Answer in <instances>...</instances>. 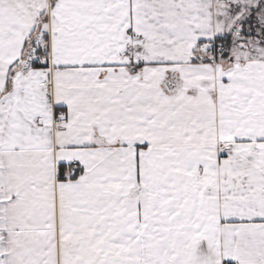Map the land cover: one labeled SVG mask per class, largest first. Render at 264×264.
Wrapping results in <instances>:
<instances>
[{
	"label": "snow or ice",
	"instance_id": "1",
	"mask_svg": "<svg viewBox=\"0 0 264 264\" xmlns=\"http://www.w3.org/2000/svg\"><path fill=\"white\" fill-rule=\"evenodd\" d=\"M0 264H264V0H0Z\"/></svg>",
	"mask_w": 264,
	"mask_h": 264
}]
</instances>
